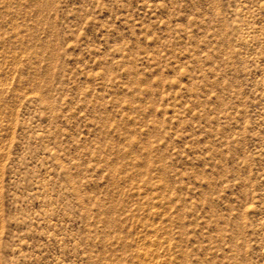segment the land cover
Listing matches in <instances>:
<instances>
[{
	"label": "rangeland",
	"instance_id": "obj_1",
	"mask_svg": "<svg viewBox=\"0 0 264 264\" xmlns=\"http://www.w3.org/2000/svg\"><path fill=\"white\" fill-rule=\"evenodd\" d=\"M0 264H264V0H0Z\"/></svg>",
	"mask_w": 264,
	"mask_h": 264
}]
</instances>
